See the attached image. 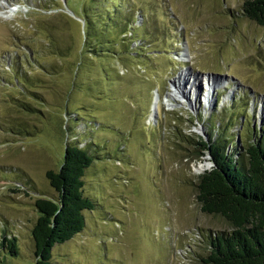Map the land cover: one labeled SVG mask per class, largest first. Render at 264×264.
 I'll list each match as a JSON object with an SVG mask.
<instances>
[{"label": "rangeland", "instance_id": "374dc122", "mask_svg": "<svg viewBox=\"0 0 264 264\" xmlns=\"http://www.w3.org/2000/svg\"><path fill=\"white\" fill-rule=\"evenodd\" d=\"M83 1L0 0V238L19 246L3 264H37L35 201L56 195L47 172L71 143L97 156L84 189L98 205L51 264H203L209 237L230 228L197 201L214 166L197 142L218 126L240 141L264 128V25L244 0H124L142 55L97 59L83 53ZM16 53L33 88L16 84Z\"/></svg>", "mask_w": 264, "mask_h": 264}, {"label": "trees", "instance_id": "16d2710c", "mask_svg": "<svg viewBox=\"0 0 264 264\" xmlns=\"http://www.w3.org/2000/svg\"><path fill=\"white\" fill-rule=\"evenodd\" d=\"M124 4V0L83 1L79 11L85 26L83 53L119 61L142 55L140 49L146 46L147 39L134 40L140 26L131 9L124 11ZM242 11L250 20L264 25V0H244ZM142 15L145 16L144 12ZM38 59L34 56L33 62ZM25 63L20 62L16 53L10 66L17 71L16 84L29 89L33 88L30 78L21 73ZM9 125V131L16 134L26 131V128L19 130L13 122ZM217 128L215 134H208V140L197 142L200 154L209 152L214 166L197 179L196 198L204 213L224 218L230 230L209 237L208 252L200 258L201 262L264 264V128H252L253 137L247 141L233 138L225 128ZM96 157L89 146L71 143L65 148L58 171L47 172L56 195L38 197L35 201L38 216L31 232L37 264H51L54 248L83 232L86 213L97 209V201L84 189V177ZM17 241L15 236L1 233L0 264L7 255L19 253Z\"/></svg>", "mask_w": 264, "mask_h": 264}, {"label": "bare ground", "instance_id": "6f19581e", "mask_svg": "<svg viewBox=\"0 0 264 264\" xmlns=\"http://www.w3.org/2000/svg\"><path fill=\"white\" fill-rule=\"evenodd\" d=\"M12 11H14L13 9H11V12ZM4 15V14H3ZM8 15V14H7ZM196 80H199V77H197L196 78ZM208 84H209V82H207ZM178 87H176V89L180 92V88L182 87V81H178ZM184 84V83H183ZM186 88V87H185ZM211 92H209V95L211 96V94H210ZM180 94V93H179ZM177 95V93L176 92H174V93H172L171 92V97H175ZM209 99V98H208ZM157 102H159V97L157 96V98H156V104H158ZM209 166V164H208V162H203V163H201V165H200V168L199 169H201V170H204V169H206L207 167Z\"/></svg>", "mask_w": 264, "mask_h": 264}, {"label": "water", "instance_id": "95a60500", "mask_svg": "<svg viewBox=\"0 0 264 264\" xmlns=\"http://www.w3.org/2000/svg\"><path fill=\"white\" fill-rule=\"evenodd\" d=\"M205 140H208L207 138Z\"/></svg>", "mask_w": 264, "mask_h": 264}]
</instances>
